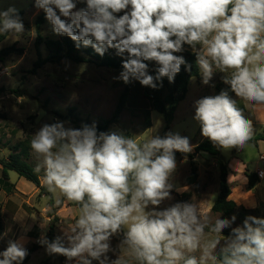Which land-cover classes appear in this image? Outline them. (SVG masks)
<instances>
[{
	"label": "clouds",
	"instance_id": "obj_1",
	"mask_svg": "<svg viewBox=\"0 0 264 264\" xmlns=\"http://www.w3.org/2000/svg\"><path fill=\"white\" fill-rule=\"evenodd\" d=\"M34 6L52 33L70 38L77 49L90 47L101 57L115 50L122 71L113 79L125 85L137 81L156 90L164 78L174 83L182 66L191 71L178 55L189 46L203 85L215 86L214 69L230 73L222 77L228 90L194 102L202 137L224 151L242 149L252 138V121L229 90L264 104V0H34ZM24 31L18 9L0 10V33ZM149 62L157 66L154 75ZM159 125L157 120L142 141L119 130L100 131L95 122L76 128L57 120L32 134L34 172H43L48 192L80 206L62 235L49 240L41 234L46 254L75 264H264V216L247 215L237 225L235 214L221 213L213 222L195 202L161 207L173 190L184 192L173 183L176 153H191L194 146L179 132L159 135ZM206 235L214 238L204 242ZM114 237L120 238L116 248ZM121 248L127 259L118 254ZM28 255L23 236L8 239L0 264H23Z\"/></svg>",
	"mask_w": 264,
	"mask_h": 264
},
{
	"label": "rangeland",
	"instance_id": "obj_2",
	"mask_svg": "<svg viewBox=\"0 0 264 264\" xmlns=\"http://www.w3.org/2000/svg\"><path fill=\"white\" fill-rule=\"evenodd\" d=\"M84 6L78 4L77 8ZM9 7H15L19 12H24L21 19L25 31L21 34L11 33L0 43V51L12 45L23 49L21 55L11 54L0 60V89H4V92L0 94V221L4 226L3 233L11 229L7 237L0 241V251L7 247L8 239H18L21 236L25 238L27 249L35 244L40 245L38 239L42 233L48 234L54 216L59 217L55 236L62 235L61 229L65 225L74 223L80 214V207L62 197L57 191L52 193V197L55 206L59 208L56 214L52 215L49 196L41 193L39 188L19 177L15 172H9V178L4 179L1 161L8 160L12 155L21 154L23 160L35 168L37 160L32 154L30 141L32 134L43 123H53L59 120L70 122V126L76 128L85 123L91 125L93 122L98 126L112 116L125 87L122 81L113 79L121 71L100 67L95 62L75 63L64 60L58 64L47 63L35 74L31 73L38 54L40 53L43 58L48 56L44 45L36 46V20L43 10L35 8L34 0H0V10H6ZM40 33L43 38L50 40H58L61 37L52 33L51 25L45 19V14ZM187 52L193 53L191 48H184V51L178 55L185 57ZM105 54L122 60V57L115 54V50L109 49ZM214 71L215 74L211 81L214 87L203 85L201 76L191 79L186 99L179 104L169 129H166L163 115L151 110L150 102L143 97L144 87L134 81L129 101L119 122L110 126L107 131L119 130L126 136L142 141L148 130L145 127L144 111L150 109L151 128L156 127V121L159 120V135L163 136L168 131L179 132L180 135L187 136L194 146V150L189 154L195 153V147L208 139L202 137L200 126L193 119L194 102L204 96L219 94L216 85L223 82L224 75H230V73H221L218 69ZM149 73L151 74V69ZM233 99L236 100L237 107L243 110L247 119L256 118L260 110L264 115V104H251V102L236 98L235 95ZM260 132L264 133V130L261 131L260 126L256 124L253 126L252 137H256ZM23 148L26 153H22ZM214 149L218 150L216 156L206 152H199L193 156L197 171L196 178L191 174L188 156H180L179 152L176 153L178 167L173 183L176 187L184 188V192L173 190V199L166 200L161 205L162 208L179 201H189L198 203L202 212L208 215L213 222L220 216L221 213L212 212V206L219 193V166L221 162L228 163L233 153L232 149L224 151L216 146ZM262 154H264V143L261 142L258 146L246 143L242 149L238 150L237 158L239 161L247 162L251 168H255L261 162ZM238 165L234 163L233 169H237ZM38 174L41 177L43 172ZM40 183L41 186L46 187L41 179ZM240 183V175L232 174V187ZM233 197L231 196V199ZM57 199H60L62 203L57 205ZM263 201L260 200L257 207ZM247 215L264 216V210L248 212L245 216ZM223 217L226 216L223 215ZM242 222L243 220L237 216L236 224L239 225ZM205 231L207 233L208 230L205 229ZM227 232L228 230L225 231ZM213 238L214 235H206L204 242ZM119 239V237L113 238V248H116ZM117 252L126 259L128 258L123 248ZM193 254L199 257L201 253L197 251ZM219 254H221L220 250L217 249L214 255L218 258ZM109 255L112 259L116 258L112 253ZM27 264H75V261H68L62 255L49 256L45 248L41 247L32 254ZM93 264L96 262L94 261ZM130 264H135V262L130 261ZM208 264H217V262L209 260Z\"/></svg>",
	"mask_w": 264,
	"mask_h": 264
},
{
	"label": "trees",
	"instance_id": "obj_3",
	"mask_svg": "<svg viewBox=\"0 0 264 264\" xmlns=\"http://www.w3.org/2000/svg\"><path fill=\"white\" fill-rule=\"evenodd\" d=\"M24 14L23 11L19 12L20 17ZM44 23V13L38 16L36 20V46L39 47L44 45L48 51V56L43 58L42 55L38 54V59L34 63L33 69L31 73H36L39 69H41L47 63L58 64L64 60H69L75 63H86V62H95L100 67H106L113 70L122 71L121 68V60L112 57L110 55L105 54L103 57L99 56L94 52L92 48H84L81 47L77 49L75 47L74 42L66 37L61 36L58 40H50L43 38L40 33V27ZM11 33H0V43L3 42ZM184 48H190L185 45ZM11 54L21 55L23 54V49H18L15 45L10 47L3 48L0 51V60L4 57H7ZM185 60L188 64L191 65V71H185L184 66L181 67L180 73L175 77L174 83H169L167 78L163 80V87L159 89H151L144 87L143 88V97L150 102L151 110L158 112L163 115L166 122V129H169L171 123L174 120V115L179 104L186 99L189 83L191 79L200 77L199 66L196 64V56L194 53L187 52L185 55ZM156 65L154 63L149 62V69H151V74H155ZM134 82V81H133ZM125 85L119 99L118 103L115 107V110L112 116L109 119L103 121V123L99 124L98 130L107 131L110 126L119 122L120 116L122 112L125 110L127 103L129 101V97L131 95L132 83ZM228 85L223 82L218 83L216 85V90L220 92L222 89L228 90ZM4 92V89H0V94ZM229 95L233 98L234 93L229 90ZM251 104H255V102H251ZM150 109L144 111L145 113V127L147 129L152 127L151 119H150ZM259 141H264V133L258 134L256 137L251 138L247 143L257 145ZM199 152H206L210 155L216 156L218 155V150L214 149V146L209 140H205L204 142L198 144L195 147V153L193 154H183L177 153L180 156H188L190 159V167L191 174L194 178L197 177L196 167L193 161V156ZM232 152L234 154L237 153V149L233 148ZM22 153H26L25 148H23ZM2 165V176L4 179L9 178V172H15L19 175V177L26 179L28 182L34 184L35 187L39 188L41 193L49 196V204L52 208V215L56 214V210L59 208L55 206L54 199L52 197V193L48 192L47 187L41 186L40 183V175L34 172V168L26 161L23 160L21 154H15L9 157L8 160L1 161ZM219 193L216 201L212 206V212L214 213H222L226 217H231L233 214L240 217L244 220L245 214L248 212H255L258 210H264V201L259 203L258 207L255 209H245L243 206H238L233 200L230 199L232 194V190L228 183V175L229 169L228 165L225 162H221L219 166ZM246 177L248 178L247 190H253L256 185L260 182L259 175L255 172L246 171ZM76 206L80 207L76 204ZM59 221L58 216H54L51 225L50 231L47 234V238L49 240L54 239L55 236V228L56 224ZM4 226L0 221V233H3ZM227 234V233H225ZM41 245H33L28 249L29 255L23 261V264H27L30 260L33 253H35L38 249H40ZM221 257V254L218 255V258Z\"/></svg>",
	"mask_w": 264,
	"mask_h": 264
},
{
	"label": "crops",
	"instance_id": "obj_4",
	"mask_svg": "<svg viewBox=\"0 0 264 264\" xmlns=\"http://www.w3.org/2000/svg\"><path fill=\"white\" fill-rule=\"evenodd\" d=\"M249 120L252 121L253 126L258 124V126H260L261 131L264 130V115L261 110L259 111V114L256 115V118L254 119L250 118ZM261 133L262 132L258 134ZM261 142L264 143V141H259L257 146L260 145ZM237 157H238V150L236 154L233 153V156H231L230 158L231 160H228L227 163L229 169V175H228L229 185H231L232 174H239L241 181V183L235 187H232L231 185L230 187L232 190L231 196L234 197L231 199L230 196V199L233 200L239 206L252 208L249 207L248 205L252 203H255L257 205V203L260 200H264V160L262 159V157H264V154L260 156L261 162L257 164L255 168H251L247 162L239 161ZM234 163L239 164L237 169H233ZM246 171L255 172L259 175L260 182L256 185V187L253 190H247L248 178L246 177Z\"/></svg>",
	"mask_w": 264,
	"mask_h": 264
},
{
	"label": "built area",
	"instance_id": "obj_5",
	"mask_svg": "<svg viewBox=\"0 0 264 264\" xmlns=\"http://www.w3.org/2000/svg\"><path fill=\"white\" fill-rule=\"evenodd\" d=\"M262 159L264 160V157H262Z\"/></svg>",
	"mask_w": 264,
	"mask_h": 264
}]
</instances>
